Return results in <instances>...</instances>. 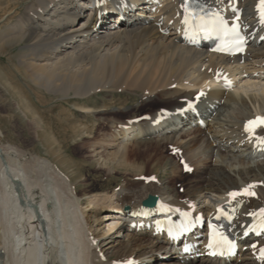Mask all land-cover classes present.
<instances>
[{
    "label": "bare ground",
    "instance_id": "1",
    "mask_svg": "<svg viewBox=\"0 0 264 264\" xmlns=\"http://www.w3.org/2000/svg\"><path fill=\"white\" fill-rule=\"evenodd\" d=\"M85 1L0 0V58L6 56L8 69L4 84L13 95H19L15 104L20 111L31 115L30 140L41 141L53 158L59 156L56 149L60 143L52 124L61 125L62 121L58 116L45 120L37 105H47L52 111L70 102L79 105V112L90 121L93 113L114 112L108 110L117 103V94L119 110L129 116L118 122L123 124L110 125L111 130L104 136L106 147L114 150L97 151L100 144L93 150L100 158L105 155L103 165L118 157L115 165L133 172L135 178L155 175L159 181L126 183V191L115 200L104 198L99 202V191L105 190L94 184L80 187L83 183H77L74 173L70 174L54 159L10 141L0 144V264H113L131 257L143 264H222L207 257L196 261L180 254L169 257V262L158 263L166 239L153 237L152 230L137 232L129 224L125 232L115 229L113 225L118 221L113 214L125 204L131 206L129 212H136L155 196L168 199L175 206L194 202L204 205V210L210 209L206 202L227 197L234 208L242 209L241 219L251 213L262 214L264 128L258 132L260 138L249 137L243 128L246 119L264 111V41L258 39L263 32L255 37L243 57L228 59L184 43L179 23L184 0H166L161 6L146 0L135 9L123 10L126 20L120 19L119 7L128 5L127 0H107L92 18L82 20V16L76 20L74 13L81 11ZM213 1L225 5L227 10L232 6V0ZM257 2L240 0V8L254 25ZM23 4L25 8L20 10ZM227 67L237 72L238 88L211 93L209 82L227 72ZM201 90L207 95L199 100L197 94ZM104 93L113 98H105L97 105ZM209 96H213L210 102L201 105ZM55 99L59 105H53ZM83 99L93 101L95 108L83 105ZM185 99L198 101L202 119L208 120L207 127L189 129L186 125L153 136L158 125L154 127L152 123L162 109L182 108L187 105ZM161 104L168 107L157 108L150 119L133 122L139 117L135 107ZM188 111L191 113V109ZM113 120L105 118L102 123L109 125ZM64 125V132L72 129L76 136L92 137L97 132L93 124L89 127L76 120ZM188 136L191 138L185 140ZM132 139L183 150L182 157L199 163L200 183H188L186 191L179 193L180 183L173 182L180 177L181 166L171 156H167V161L155 162L168 171L166 180L159 177L158 169L146 174L142 165L126 164L125 149ZM246 189H254L257 194L229 197L230 193ZM121 233L127 243L117 238ZM259 240L264 246V237ZM245 243L250 244V240ZM241 257L232 264H264L252 250H246Z\"/></svg>",
    "mask_w": 264,
    "mask_h": 264
},
{
    "label": "rangeland",
    "instance_id": "2",
    "mask_svg": "<svg viewBox=\"0 0 264 264\" xmlns=\"http://www.w3.org/2000/svg\"><path fill=\"white\" fill-rule=\"evenodd\" d=\"M25 5L26 4H23L20 10H23L25 8ZM15 49L18 51L17 47ZM6 61H7L6 56L2 55V58H0V140H1L0 144L5 142L7 143L8 141H10L14 144H19L23 146L32 153L35 154L38 153L45 157H48L49 159H54L61 167H64V169L70 172V174L74 173V177L75 180H77V183H83V185H81L80 187H85L86 184H94L105 190L104 192L101 190L99 191V195L97 197V200L99 202H101L102 199L104 201V198L105 200L107 199L114 200V197L116 198L119 194L126 191V189H123L126 183H133V181L136 183L137 181L138 182L140 181V180H135L136 178L133 176L134 174L133 172L128 171L123 167L118 168L116 166L118 164L117 163L118 157L115 161H111L112 163L109 162L108 164H106L107 166L112 168L111 170H109L110 169L109 167L103 165L104 162L103 157H105V155L102 158H100V156L96 153V151L93 150L95 146L99 144L100 147L96 148L97 151L103 150L102 153H106L107 151L114 150L111 148H107L106 142L104 141L106 134L111 130L109 126L112 124L115 126L123 124L118 122L119 121L124 122L126 117L129 116L128 115L129 113H125L124 110L122 111L119 110L118 108L119 100L117 99L118 98L117 94H115V100L117 101V103L115 102V104H112L111 109L108 110L114 112L108 113L107 111H104L103 113H93L91 115V120L87 121V119L84 116L86 114L79 112L80 110L79 105H74L69 102L67 105L60 104L61 106L54 107L52 111L51 110L49 111V106L37 105L35 96L32 93H30L32 96V102H34L37 105L40 114L45 118V120H47L48 118L53 119V117L58 116L60 118V121H62L61 125L59 124L57 125L55 123L52 124V127H54L56 133L58 132L57 133L58 141L60 143V146H58L56 149L59 152V156H56L57 158H53V156L46 149V146L42 144L41 141L30 140L29 138L30 131H33L32 127L29 126V122H28V118H30L31 115L29 112H28L29 114L26 115V113L20 111V109L15 104V100L19 99V95L18 94L13 95V93H11L6 88L7 86L4 84L6 79L5 72L8 71V69L6 68V64H7L5 63ZM14 61L17 62V59L14 58ZM23 85L24 84L22 83V86ZM104 94L105 95H101V98L98 99L97 105H101L102 100H106V99L109 100L113 98V96H111L110 93H104ZM81 101H83L82 102L83 105L94 107L93 105L94 102L91 100L83 99ZM135 101L136 100H130L129 102L133 103ZM57 104L59 105V100L55 99L53 101V105H57ZM160 106L148 105L142 108V106L140 105L138 107H135V109L138 110L135 114H139L140 117L145 113L153 112L156 108ZM163 106H167V105L164 104ZM96 118H100V119L94 120ZM105 118L114 119L115 121L113 120L112 121L113 123L111 124L109 123V125L103 124L102 122L105 120ZM72 120H76L78 121V123L81 122L86 125L89 124L88 125L89 127L92 126L93 124L95 128L97 127V132L95 134H92L93 135L92 137L76 136L72 129H67V131L64 132L65 129L64 124L70 123ZM183 134L186 135L187 133L184 132ZM189 138L191 137L188 136L187 138H185V140H189ZM133 140L134 139H132L127 143L128 148L126 147L125 149V151L127 150L126 164H131L134 166L142 165L144 169L143 171L146 174H151L153 172H156L158 169L159 177L164 180L168 179L169 176L168 171L167 170L165 171V168L163 166L160 167L161 165L156 166L155 164L157 163L155 162H157V159L158 160L165 159L164 161H167V156H171L176 159L177 155H169L171 152L170 147L164 146V148H162L159 145H157L158 143H156L155 141L149 142L150 140L142 143H138L137 141L139 140L136 139L134 141ZM136 143H138L137 146ZM115 149H118V147ZM162 156L164 157L161 158ZM202 159H205V156H203ZM99 162L101 164H99ZM178 163L180 164V161ZM190 164L195 166L196 172L184 176V174L182 173L183 165L181 164L180 177L176 178V180L173 182V183L175 182L180 183L179 185H177V189L179 190L178 191L179 193H184L186 191V188H188L189 186L188 183H200L201 174L200 175L197 174V170H199L200 168L199 163H193L192 161H190ZM195 174L197 176H195ZM181 183L184 185H181ZM101 214L102 216H104L105 212L102 211ZM117 238L120 239V242L127 243L126 242L127 239L123 235V233H121ZM150 255L151 253H149L148 256ZM159 260L157 259V262L162 263L164 259H161L160 261ZM167 260H168L167 262L170 261L169 259ZM173 260L177 261V258L174 257Z\"/></svg>",
    "mask_w": 264,
    "mask_h": 264
},
{
    "label": "snow or ice",
    "instance_id": "3",
    "mask_svg": "<svg viewBox=\"0 0 264 264\" xmlns=\"http://www.w3.org/2000/svg\"><path fill=\"white\" fill-rule=\"evenodd\" d=\"M258 10H259V12H260L261 22L264 23V0H260V4H259V6H258ZM185 23H187V20L185 21ZM214 31H215V29H213V30H211V31L208 30V29H205V30H204L205 38H208L210 35L214 34ZM232 31L235 32L236 30L233 29ZM234 44H235L236 47H241L242 44H243V38H242V37H239V34H238V33H236V36H235V38H234ZM218 50H224V49L222 48V49H218ZM241 50H242V48H241ZM261 125H264V118H257V120L249 121L248 124H247V126H246V129H245V130H246L247 132H249V133H252V132H254V130H255L256 127L261 126ZM185 167H186V170H190V169L187 168V165H185ZM153 179H154V178H153ZM250 187H251V186H250ZM238 194H239V193H235V192H233V193H230L229 195L235 197V196L238 195ZM244 194H245V195H249V196L254 195L253 192H250V191H248L247 189L244 190ZM261 213L264 214V209H261ZM222 239H223V240H224V241H225L230 247L232 246V242L229 241V240H227L226 237H223ZM209 246L211 247V245H209ZM253 247H255V245H253ZM260 255H261L262 258H264V249H261V250H260ZM129 264H131V262H129Z\"/></svg>",
    "mask_w": 264,
    "mask_h": 264
}]
</instances>
